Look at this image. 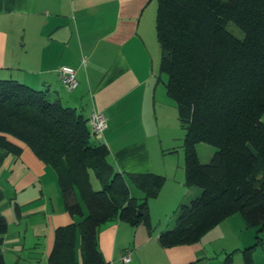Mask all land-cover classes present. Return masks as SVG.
Wrapping results in <instances>:
<instances>
[{
	"label": "trees",
	"instance_id": "16d2710c",
	"mask_svg": "<svg viewBox=\"0 0 264 264\" xmlns=\"http://www.w3.org/2000/svg\"><path fill=\"white\" fill-rule=\"evenodd\" d=\"M156 36L167 94L185 130V179L194 193L178 206L171 225L158 234L163 248L197 242L225 218L240 213L246 227L264 228V0H156ZM231 23L243 36L237 37ZM88 119L74 108L48 98L44 90L0 79V149L18 153L6 136L25 143L52 166L64 207L79 223L54 233L49 264H109L98 244L101 225L121 221L152 231L149 200L165 178L152 173L125 175L108 161V149ZM215 148L201 163L197 143ZM100 183L94 190L90 175ZM143 196L131 195L127 182ZM7 223L0 215V264ZM80 236L79 263L75 257ZM244 249L264 250V238Z\"/></svg>",
	"mask_w": 264,
	"mask_h": 264
},
{
	"label": "crops",
	"instance_id": "0c3cea01",
	"mask_svg": "<svg viewBox=\"0 0 264 264\" xmlns=\"http://www.w3.org/2000/svg\"><path fill=\"white\" fill-rule=\"evenodd\" d=\"M156 12V0H0V79L44 90L51 100L80 111L89 127L92 113H102L107 128L97 138L107 147L114 169L165 178L157 197L149 200L151 232L143 224L131 227L118 220L100 226L98 244L109 264L195 263L181 247L189 244L163 248L158 242L180 203L195 190L184 183L185 130L160 70ZM61 66L75 69L74 89L61 83L56 71ZM6 139L19 152L0 149V215L7 223L4 264H49L55 230L79 223L86 207L79 199L83 216L69 214L54 168L22 141ZM202 143L196 144V152L207 163L215 149L209 148L202 160ZM90 182L97 190L91 175ZM127 182L131 195L141 198L143 193ZM240 220L233 214L221 223ZM260 231L264 234V228ZM79 246L76 230L74 251L80 263ZM128 251L131 261L122 263L120 257ZM252 260L264 264L262 256L255 262L252 254Z\"/></svg>",
	"mask_w": 264,
	"mask_h": 264
},
{
	"label": "rangeland",
	"instance_id": "374dc122",
	"mask_svg": "<svg viewBox=\"0 0 264 264\" xmlns=\"http://www.w3.org/2000/svg\"><path fill=\"white\" fill-rule=\"evenodd\" d=\"M228 29L231 30L237 37L242 38L243 33L237 29L233 24L229 23L227 25ZM165 76V75H164ZM166 77V76H165ZM209 148L215 149L209 144L202 143L198 147L200 159L205 160L207 158V150ZM92 183L95 189L100 188L99 182L91 174ZM194 190H198L196 187H192ZM237 218H241L239 222L229 223H219L207 233H205L197 242L185 246V252L192 257L194 264H244L243 253L245 246H237L241 243L252 244L256 241L255 236L258 235L264 238L262 231L256 227H246L243 217L240 213H235ZM175 214H173L172 220ZM169 219V218H168ZM167 221V218H165ZM238 221V220H237ZM165 223V221H164ZM125 224V223H122ZM126 225V224H125ZM127 226V225H126ZM169 227V226H168ZM128 228V227H126ZM130 228V227H129ZM167 229V228H164ZM237 246L239 248H233ZM254 261L256 262L257 256L264 257V252L260 249H254L252 251Z\"/></svg>",
	"mask_w": 264,
	"mask_h": 264
},
{
	"label": "built area",
	"instance_id": "2783aa9c",
	"mask_svg": "<svg viewBox=\"0 0 264 264\" xmlns=\"http://www.w3.org/2000/svg\"><path fill=\"white\" fill-rule=\"evenodd\" d=\"M61 83L68 89H74L77 86L76 71L69 66H61L56 69ZM91 131L97 138L101 137L107 128L105 116L100 112H93L90 117ZM122 263L131 261V252L128 251L120 257Z\"/></svg>",
	"mask_w": 264,
	"mask_h": 264
}]
</instances>
